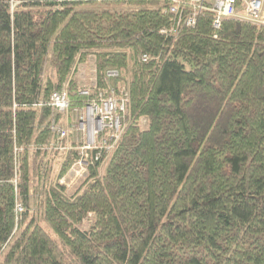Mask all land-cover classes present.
Instances as JSON below:
<instances>
[{
    "label": "trees",
    "instance_id": "16d2710c",
    "mask_svg": "<svg viewBox=\"0 0 264 264\" xmlns=\"http://www.w3.org/2000/svg\"><path fill=\"white\" fill-rule=\"evenodd\" d=\"M166 4L0 0V264H264V25L205 10L173 34ZM110 89L123 132L69 190L51 125Z\"/></svg>",
    "mask_w": 264,
    "mask_h": 264
},
{
    "label": "built area",
    "instance_id": "2783aa9c",
    "mask_svg": "<svg viewBox=\"0 0 264 264\" xmlns=\"http://www.w3.org/2000/svg\"><path fill=\"white\" fill-rule=\"evenodd\" d=\"M167 11L171 14L173 25L170 32L176 34L180 27H193L197 18L205 10L212 13V26L218 28L221 20L225 17H235L251 21L255 24L264 23V0H165ZM13 6L14 2L11 1ZM166 32V29H161ZM142 60L148 57L141 55ZM92 72V71H91ZM116 69L106 70L107 76H116ZM80 76V75H79ZM82 79V78H81ZM88 82H94L92 76ZM87 94V89L80 91ZM128 101V92L122 90L119 95L113 89L106 94L98 93L96 98L87 100L82 106L72 109V118L65 127L51 125V128L57 130L60 137H67L69 132L72 134V141L75 148L78 149V158L69 167L67 175L69 181L62 176L60 182L71 184L76 176H84L86 167L92 160H97L101 150L110 151L116 141L120 138L123 129V117L126 111ZM60 112H66L69 107V98L65 89L55 90L51 93L49 101ZM71 144L66 143L64 148H69ZM61 147V150L63 149ZM91 153H89V151ZM15 209L22 211L23 205L16 200Z\"/></svg>",
    "mask_w": 264,
    "mask_h": 264
},
{
    "label": "rangeland",
    "instance_id": "374dc122",
    "mask_svg": "<svg viewBox=\"0 0 264 264\" xmlns=\"http://www.w3.org/2000/svg\"><path fill=\"white\" fill-rule=\"evenodd\" d=\"M262 25H264V23L262 24ZM90 56H92V55H88V57H87V59L90 57ZM86 59V60H87ZM86 62V61H85ZM84 63V62H83ZM84 66L85 67H87V70H85V69H83L84 70V73H87L86 74V76H84L85 77V81L87 82L88 81V78L90 77V74H91V71H90V67L91 66H89L87 63H85L84 64ZM80 71H82V68L81 67H77V71H75V77H77V76H79L81 73H79ZM142 125H144V120H142ZM118 141V140H117ZM116 141V142H117ZM115 145H116V143H115ZM115 145H113V147L115 146ZM113 147L111 148V150L110 151H112V149H113ZM109 151V152H110ZM108 152V153H109ZM107 153V154H108ZM67 172H68V170L66 171V173L63 175V177H64V179L65 180H63V181H69L68 179V175H67ZM86 174H87V167H86ZM85 174V175H86ZM84 175V176H85ZM84 176H76V177H74L75 179L74 180H72L71 181V184H69V185H66L67 187H68V189L70 190L71 188L72 189H74V186L75 185H77L78 183H79V181H80V179L81 178H83ZM63 183H65V184H67L66 182H63ZM71 185H73V187L71 186ZM71 189V190H72ZM92 224H93V219H92V214H88L82 221H80L79 223H77V226L81 229V230H84V231H87V230H89L90 228H91V226H92Z\"/></svg>",
    "mask_w": 264,
    "mask_h": 264
},
{
    "label": "crops",
    "instance_id": "0c3cea01",
    "mask_svg": "<svg viewBox=\"0 0 264 264\" xmlns=\"http://www.w3.org/2000/svg\"><path fill=\"white\" fill-rule=\"evenodd\" d=\"M85 63H87L89 66H91V67H90V71H92L91 69H92V67H93V63H94V57H93V55L90 56V57L86 60V62L81 63V64H78V66H77V67H81V68H82V71L79 72V73H81L80 76H77V78H78V77H79V78H82V80L85 79L84 76H86V74H87V73H84V70H83V69L87 70V67L84 66Z\"/></svg>",
    "mask_w": 264,
    "mask_h": 264
}]
</instances>
